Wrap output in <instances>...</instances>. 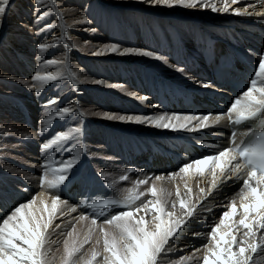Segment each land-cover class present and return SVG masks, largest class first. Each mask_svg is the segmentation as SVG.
Wrapping results in <instances>:
<instances>
[{"label": "bare ground", "instance_id": "obj_1", "mask_svg": "<svg viewBox=\"0 0 264 264\" xmlns=\"http://www.w3.org/2000/svg\"><path fill=\"white\" fill-rule=\"evenodd\" d=\"M214 2L217 7L222 6L220 0H214ZM248 5L254 6L248 7V11L252 12V15L232 14L231 9L246 8ZM121 7L143 13L131 14L132 12L123 10ZM159 7L161 6L141 3L140 0H42L40 5H37L35 0H10L6 15L0 17V187H4V191H0V207L2 208L4 205L7 208L5 203L7 199L16 200L15 206H18L32 200L33 197L36 198L37 204L43 199L50 205L51 196L58 194V190H49L46 185L43 187L40 185V177L45 172L43 165L46 162L56 164V162L76 156L78 160L70 172V176L81 161L89 160L91 162L92 159V165L106 179L104 181L111 189L109 194L115 200L122 201L129 194V189H133L137 193L145 192V196L133 207L138 206L142 202L153 199L147 190L154 184L158 190H164L168 210L171 211V205L175 203L176 217L187 221L171 238L170 244L166 245V251L158 257V264H200L204 255L203 246H211L207 235L211 228L219 222L221 214L227 210L229 203L235 201L237 207L239 206L243 179L246 178L247 171L244 170L240 178L234 176L230 171L227 172L224 177H221L218 187L209 193L208 189L212 183L210 170L206 171L204 175L190 172L187 176L181 174L174 178H170L169 174L175 173L177 170L160 175H152L149 171L135 170L120 163L112 156L120 149L117 142L124 141L119 128L133 132L156 131L162 133L170 129L155 128L148 123L108 120L103 116V113L150 117L162 115L163 113L158 110L141 113L142 106L146 104L147 109H156L152 101L147 102V97L143 96L140 86H132L138 84L141 77L146 78V73L142 70L149 68L151 72H156L159 76L168 79H172L170 76L176 74V81L178 79L182 81V78L188 80V76H184L161 50L169 47V43L179 41L195 47L201 41L200 35H203L205 31L211 32L214 37L222 35L228 29L232 32L234 30L236 33L244 32L245 28L243 27L231 28L232 25H237L235 22L255 21L258 25H250V27L261 26L264 28V15H257V13H264V0H239V3L235 5L230 3V11L227 13L213 12L211 8L200 7L191 9L180 6H164L160 9ZM118 8L119 10H117ZM38 13L42 16L47 14L39 23H37ZM140 16L143 17V25H139L136 20ZM78 21L86 22L78 23ZM261 40L264 52V37ZM4 44L7 45L5 52L1 51ZM40 44H46L49 47L46 51H40L38 47ZM111 44H117L119 51L115 53L107 51L105 46ZM10 48L18 49L17 53L10 52L8 50ZM124 48L151 51L162 59L138 54L121 55L120 52ZM100 51H103L102 55L94 54ZM6 55L12 57L15 66L19 69L14 75ZM46 60H55L60 63L45 66ZM71 60L73 63L70 62ZM38 70L42 75L51 72L58 76L63 74L65 76L55 82L40 85L41 90L38 95L36 87L32 86L34 82L30 77H26L28 73L35 75ZM12 76L25 85L26 93L33 100L27 98L29 96H23L22 93L16 94L14 100L6 98L5 95L11 94V90L22 91L20 87L10 83ZM97 80L102 83H94ZM50 84H52L51 90ZM83 84L88 88L82 87ZM144 84L145 81L142 80L141 85L144 86ZM117 92L119 96L115 97ZM43 94L46 98L42 96ZM91 96L94 99H91ZM18 101H23L22 103L27 101L35 108L37 105H44L43 112L35 115L28 109V106L17 105ZM49 101L56 102L48 104ZM23 106L26 107V110H23ZM49 107L53 111L58 107H68L72 111L68 116L60 118L59 114L51 113L50 109H47ZM81 113L83 115H80ZM73 116H78L79 125L76 126L81 129V132L77 137L74 134L72 139L61 143V147L70 143L71 146L76 145V148L69 149L70 147H67L60 151L58 147L60 154L58 158L53 159L58 150L55 147L52 156L49 157L50 155L48 156L47 153L50 149L44 150L43 144L48 143L58 133L70 132L71 129H74V126L67 127V130L63 128L67 123L71 124L69 118ZM66 119L67 122H64ZM43 121H48V123H42ZM42 129L44 130L42 131ZM52 130L59 132L52 134L51 132H54ZM90 145L94 150L91 159L86 155L87 151L91 152ZM95 149L100 154H96ZM66 153L69 156L64 159ZM95 157H99V159L102 157V160L95 161ZM87 165L93 168L90 163ZM15 174L18 177L13 176ZM217 174L219 175V173ZM121 176H127V179L121 180ZM157 176H161L163 179L156 180ZM48 178L51 179V175ZM4 180L17 182L16 187L19 189V193H22L23 198L18 199V194L4 184ZM139 180H146L147 183L138 186ZM21 182L26 187H21ZM224 183L226 184L222 186ZM123 186H126L124 190H122ZM219 188L223 189L218 191ZM188 189L191 191L189 192ZM201 189L204 191L201 192ZM233 189H235L234 193H232ZM177 190H179L180 198L186 201L188 207L194 206V215L191 218H188L180 209L176 195ZM168 193L171 195H167ZM61 200L67 201V199ZM73 208L75 211H71ZM121 210L125 209L116 210L111 214ZM5 211L0 210V221L4 218ZM81 216H85L87 219L80 220ZM151 218V215L146 217L149 220ZM92 219L95 218H88L86 214L67 202V205H60L52 227L55 224H60V228L56 232V234H60L69 221H74L72 223H75L76 226L73 236L68 237L67 233L60 235H65L70 246L75 240L76 246L79 247L89 235V232L86 235V228L90 230L93 226H99V228L108 226L104 220L100 222L97 219V222L100 223L93 225ZM199 222L206 224L204 227H200ZM108 227L113 231L110 226ZM83 231L86 233L85 238L80 236ZM59 236L56 240L59 239ZM92 236H90L89 243L84 244L73 257L72 264H86L91 258L93 250L101 253V257H98L93 264H102L103 248L99 247L97 243L102 239L101 233L98 235L101 238L97 235V238ZM49 238L50 231L48 232ZM56 240L53 239L51 243L56 244ZM197 249L199 251H196ZM188 251L190 252L188 253ZM193 253H195L194 260L197 262L192 259L181 260V257H193ZM259 255L264 257V249L255 255L253 262ZM64 256L65 244L63 243L62 247L53 249L50 257L47 258L49 264H63ZM259 264H264V262Z\"/></svg>", "mask_w": 264, "mask_h": 264}, {"label": "snow or ice", "instance_id": "obj_2", "mask_svg": "<svg viewBox=\"0 0 264 264\" xmlns=\"http://www.w3.org/2000/svg\"><path fill=\"white\" fill-rule=\"evenodd\" d=\"M37 5L42 0H35ZM141 3H148L151 6H180L183 8H211L213 12L227 13L230 11V3L238 4L239 0H220L221 7H217L214 0H140ZM10 6V0H0V17L6 15V11ZM246 8L236 7L231 9L234 15H252V12ZM37 14V23L45 18ZM264 15V13H257ZM86 21H78L82 23ZM51 27V26H49ZM40 51H46L49 47L46 44L38 45ZM106 50L112 53L119 51L117 44L105 46ZM102 55L103 51L94 53ZM121 55L138 54L143 56H155L151 51L124 48ZM156 59H162L155 56ZM60 63L55 60H46L45 66H52ZM61 77L47 72L41 74L38 70L31 77L33 87H36L37 94L40 93V85L56 81ZM94 83H102V81H94ZM207 86V85H205ZM143 99V97H141ZM56 101H49V104ZM72 109L64 107L58 110L60 118L69 115ZM83 115V113H81ZM227 116L232 125H242L250 122L258 126V131H249L244 133L247 137L240 143L235 142V133L231 141L232 146L226 147L213 155H205L202 158L192 160L183 164L175 173L169 174L170 178L183 174L187 176L190 172L204 175L206 171H211L212 183L208 189L211 193L212 189L218 187L221 177L227 172H231L237 178L246 169L247 176L243 179V186L240 193V203L237 207L236 202L232 201L227 205L219 222L215 224L210 233H208L209 245H204V255L200 264H252L256 254L264 249V55H261L258 67L255 69V75L251 78L250 85L243 92L242 96L237 98L227 109V113H221L211 118L212 124H218L220 120ZM108 120H119L122 122L148 123L155 128L186 130L189 132L198 131L202 128L210 126V114L204 116L183 115L173 113L162 114L155 117L150 116H124L110 113H103ZM197 123L194 126L192 122ZM42 123H48L43 121ZM44 129H42L43 131ZM79 127L71 129L70 132H62L48 143L43 144V149H51L53 145L61 142L69 141L74 134H79ZM78 157L73 156L68 160H61L53 163H45L44 175L40 177V185L47 186L49 190H58L70 178L69 174L74 168ZM235 162V163H234ZM219 173V175L217 174ZM51 175V179L48 176ZM121 180L127 179V176H121ZM156 180H162L163 177L157 176ZM230 179V177H227ZM147 183L146 180H139L137 185ZM129 194L122 201L115 199H105L99 205L101 209L110 206H119L122 209L111 214L110 218H106L104 223L110 226L113 231L109 232L104 227H100L99 231L103 240L102 264H158V257L166 251V245H169L171 238L177 231L187 222L183 218H177L175 209L176 204L171 205L172 210L167 208L166 194L163 189H157L153 184L147 192L153 199L140 203L133 207L145 196V192H134L129 189ZM190 192L191 189H188ZM204 189H201L203 192ZM167 195H171L168 193ZM177 198L179 207L184 214L191 218L194 215V206L188 207L186 201L180 198L179 190H177ZM67 205V201H62L58 194L51 196V204L45 200H32L20 204L12 210V212L0 221V264H49L48 253L44 250L48 243V232L57 217L60 205ZM75 211V209H71ZM140 213H143L142 215ZM63 215V213H60ZM151 215V220L146 219ZM238 217V219H237ZM87 217L81 216L80 220ZM92 224H97L96 219H92ZM60 228V224H55ZM73 231L67 233L68 237L73 236ZM90 236L76 246L73 240L71 246L68 239H65V256L63 264H72L73 257L80 251L84 244L89 243ZM99 244L100 241H97ZM196 251H199L198 249ZM101 253L93 250L91 258L86 264H93ZM193 257H181V260L194 259Z\"/></svg>", "mask_w": 264, "mask_h": 264}, {"label": "rangeland", "instance_id": "obj_3", "mask_svg": "<svg viewBox=\"0 0 264 264\" xmlns=\"http://www.w3.org/2000/svg\"><path fill=\"white\" fill-rule=\"evenodd\" d=\"M164 6H161V7H159V9L160 8H163ZM121 9H123V10H126V11H130V12H132L131 14H134V13H137V14H139V13H143V12H139V11H137V10H132V9H126L125 7H121ZM117 10H119V8L117 9ZM127 13V12H126ZM138 19H136L138 22H139V25H143V17L142 16H140V17H137ZM136 21V22H137ZM137 22V23H138ZM117 27V26H116ZM115 29V28H114ZM114 32V31H113ZM143 35V34H142ZM141 35V36H142ZM106 39H109L108 37H106ZM59 49H61V47H58ZM7 50V45H3L2 47H1V51H6ZM8 50H10V52H14V53H17V51H18V49H16V50H14V49H12V48H10V49H8ZM60 52H62V51H60ZM6 58L8 59L7 61L8 62H10V66L12 67V74L14 75L15 73H16V71H18L19 69L15 66V63L13 62V59H12V57H9L8 55H6ZM7 61H6V63H7ZM70 62H72L73 63V60H71ZM177 68V67H176ZM178 69V68H177ZM18 73H20V72H18ZM88 73L90 74V72H89V70H88ZM21 74V73H20ZM34 75V73H28V75H26V77H30V79H31V77ZM60 77H64L65 76V74H63V75H59ZM14 77L15 76H12V78L10 79V83H12L13 85H15L16 87H20L21 89H22V91H18L17 89L16 90H11L12 91V93L10 94V93H7L5 96H6V98L7 99H10V100H14V99H16L15 97V95L16 94H18V95H20L21 93L23 94V96H29V94L28 93H26V87H25V85L23 84L22 85V83L21 82H19L18 80H15L14 79ZM174 81H176V74H174V76H170ZM20 78V77H19ZM117 80H119V79H117ZM178 81V80H177ZM55 82V81H54ZM87 83H89V82H87ZM20 84H21V86H20ZM50 90L52 89V84H50ZM82 87H84V88H88V87H86V86H84V84L82 85ZM31 88V87H30ZM28 90H30V89H28ZM49 91V90H48ZM3 92V91H2ZM15 93V94H14ZM55 93V92H54ZM113 93V92H112ZM13 94V95H12ZM28 94V95H27ZM56 94H58V92H56ZM3 95V94H2ZM17 95V96H18ZM67 95V94H66ZM44 98H46L45 97V94H43L42 95ZM89 95L87 94V97H88ZM116 96H119L118 95V92L117 93H115V97ZM27 98H30V99H32L33 100V98L32 97H27ZM38 98V97H37ZM91 99H94L92 96H91ZM135 101V100H134ZM23 101H18L17 102V105H25V106H28L29 108V110H31L32 111V113H34L35 115H39V112L41 113V112H43V106L44 105H35L36 106V108L35 107H33L31 104H29V103H27V101H26V103H22ZM147 102H151V100L149 99V98H147ZM49 104V103H48ZM136 105H137V103H136ZM146 106H147V104L146 105H144V106H142V108H141V106H139L140 108H141V113H144V112H147L148 110H151V111H153L154 112V110H156V109H147L146 108ZM47 109H50V107L49 108H47ZM59 109H61V107H58V108H56V109H54V111H53V109H50V112L52 113V112H54L55 114H58V110ZM21 112V111H20ZM81 115V114H80ZM68 119V118H67ZM67 119L66 120H64V122H67ZM69 120L71 121V124L70 123H67V125H65V126H63V128L65 129V130H67L66 128L67 127H72V126H74V128H77V126L79 125L78 124V116H73V117H70L69 118ZM14 121H15V118H14ZM75 122V123H74ZM78 124V125H77ZM77 125V126H76ZM76 126V127H75ZM69 129V128H68ZM52 131H54V132H51L52 134H55V133H58L59 131H57V130H52ZM57 131V132H56ZM64 131V130H63ZM75 136L77 137L78 136V134H75ZM74 141L76 140L75 138L73 139ZM62 144H63V142H61ZM61 143L60 144H58V145H53L54 147L52 148V149H50V151L48 150V156L49 157H51L52 156V154H53V150L55 149V147L56 148H60V151H62V148L64 149V148H69V149H75L76 148V145H73V146H71V144L70 143H68V144H66V145H64L63 147H61ZM20 144V143H19ZM21 145V144H20ZM60 145V146H59ZM75 147V148H74ZM59 148H58V150H57V152L55 153V154H57V155H54V159H56V158H58V156H59V154H60V152H59ZM90 148H91V145H90ZM88 150V149H87ZM94 150H92V148H91V152H88L87 151V153H86V155H87V157H91V154H92V152H93ZM95 151H96V149H95ZM51 153V154H50ZM96 154H100V152H98V151H96ZM69 155H67V157H68ZM103 156V155H102ZM66 156H65V158L64 159H66L67 158ZM91 159V158H90ZM97 160H102V157H100V159H99V157H95V161H97ZM91 163H92V159H91ZM55 165V164H54ZM2 166V165H1ZM4 168V167H3ZM1 172H3V170H1ZM17 174V173H16ZM13 175V176H17V175ZM18 177V176H17ZM26 179H27V177H26ZM49 179V178H48ZM16 183L17 182H15V181H11V180H4V184H6L7 186H9V187H11L13 190H17V187H16ZM226 183H224V184H222V186L223 185H225ZM230 187V186H229ZM228 187V188H229ZM126 188V186H123L122 187V190H124ZM221 189H223V188H219V190L218 191H221ZM228 190H230V189H228ZM0 191L1 192H3L4 191V187H0ZM233 192L232 193H234V191H235V189H233L232 190ZM16 207V206H15ZM12 211V210H11ZM11 211H6V212H4L3 213V217L5 218V217H7V215H9L10 214V212ZM68 220V219H67ZM68 222V221H67ZM71 222V223H70ZM72 222H74V221H69L68 222V225H66V228L64 229V231L62 232V233H60V234H65L66 235V233H68L69 231H73V225H75L76 226V224L75 223H72ZM100 222H102V221H100ZM100 222H97V223H100ZM199 224H200V227H204L205 226V222H199ZM96 225V224H95ZM94 227V228H93ZM92 227V229L90 228V230L88 229V228H86V231H85V229H84V231L87 233V232H89V235H88V233L86 234L84 231L82 232V234L80 235L81 237H86V235H88V237L89 236H91V235H93L95 238H97V237H100V236H98V235H100V232H99V226L97 227V226H93ZM96 228V229H95ZM99 228V229H98ZM105 229H107L109 232L111 231L112 232V230L107 226V227H104ZM109 228V229H108ZM207 229L209 228V226L208 227H206ZM88 230V231H87ZM97 230V231H96ZM49 231H50V238L48 239V244H47V246H46V248H45V251L48 253V257H50V255H51V251L53 250V249H57V248H60V247H62L63 246V243H64V239H65V235H60V234H56V232L58 231V229L54 226V227H52L51 229H49ZM68 231V232H67ZM90 232H91V235H90ZM94 233H95V235H94ZM97 233V234H96ZM86 234V235H85ZM60 235V236H59ZM83 235V236H82ZM96 235H97V237H96ZM58 236H59V239L58 240H56V238H58ZM92 236V237H93ZM91 238V237H90ZM101 238V237H100ZM53 239H55L56 240V244L55 243H51L52 242V240ZM98 241H101L99 244H98V246L100 247L101 246V248H103V240L102 239H100V240H98ZM61 243H62V245H61ZM56 245V246H55ZM101 248H99V249H101ZM190 251H188V253H189ZM184 256V255H183ZM195 259V258H194ZM194 259H192L194 262H197V260H194ZM260 262H264V257H262L261 255H259L256 259H255V261L253 262V264H259Z\"/></svg>", "mask_w": 264, "mask_h": 264}]
</instances>
